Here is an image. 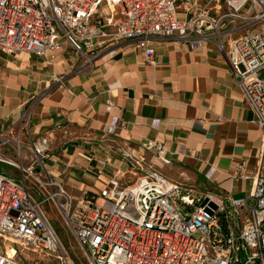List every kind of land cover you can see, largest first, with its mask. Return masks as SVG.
<instances>
[{
	"label": "built area",
	"instance_id": "2783aa9c",
	"mask_svg": "<svg viewBox=\"0 0 264 264\" xmlns=\"http://www.w3.org/2000/svg\"><path fill=\"white\" fill-rule=\"evenodd\" d=\"M172 39L216 43L264 134V0H0L7 55L45 56L66 42L83 67L100 49L130 43L153 62L157 42ZM32 124L29 106L0 128V162L19 171L0 172V264H76L42 208L48 200L89 264H241L240 249L244 264H264V145L250 194L234 198L170 179L156 167L170 163L164 143L121 149L108 125L78 154L97 179L111 173L74 194Z\"/></svg>",
	"mask_w": 264,
	"mask_h": 264
},
{
	"label": "crops",
	"instance_id": "0c3cea01",
	"mask_svg": "<svg viewBox=\"0 0 264 264\" xmlns=\"http://www.w3.org/2000/svg\"><path fill=\"white\" fill-rule=\"evenodd\" d=\"M155 48L153 62L130 43L102 48L83 67L66 42L45 56L0 50V128L32 106L31 134L48 139L57 172L74 194L108 179L110 171L97 179L78 150L115 125L121 149L126 141L164 143L170 163L154 161L170 179L247 197L264 134L226 55L203 39L158 41Z\"/></svg>",
	"mask_w": 264,
	"mask_h": 264
},
{
	"label": "rangeland",
	"instance_id": "374dc122",
	"mask_svg": "<svg viewBox=\"0 0 264 264\" xmlns=\"http://www.w3.org/2000/svg\"><path fill=\"white\" fill-rule=\"evenodd\" d=\"M0 172L9 176H19V171L15 166L7 165L0 162ZM43 210H45L52 225L58 230L61 239L65 242L70 250V253L74 257L76 264H89L87 259L86 250L81 247L78 240L75 239L73 234L70 233L66 225L63 223L62 214L56 207L55 203L48 200L42 204Z\"/></svg>",
	"mask_w": 264,
	"mask_h": 264
},
{
	"label": "water",
	"instance_id": "95a60500",
	"mask_svg": "<svg viewBox=\"0 0 264 264\" xmlns=\"http://www.w3.org/2000/svg\"><path fill=\"white\" fill-rule=\"evenodd\" d=\"M240 254L242 256V263L241 264H244L245 261L247 260V252L244 249H240Z\"/></svg>",
	"mask_w": 264,
	"mask_h": 264
}]
</instances>
